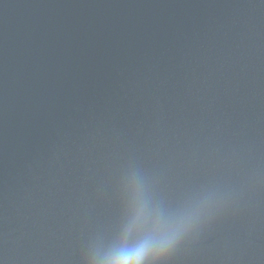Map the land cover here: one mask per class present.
Segmentation results:
<instances>
[{"label":"water","instance_id":"obj_1","mask_svg":"<svg viewBox=\"0 0 264 264\" xmlns=\"http://www.w3.org/2000/svg\"><path fill=\"white\" fill-rule=\"evenodd\" d=\"M133 162L224 196L169 264H264V0H0V264H82Z\"/></svg>","mask_w":264,"mask_h":264},{"label":"clouds","instance_id":"obj_2","mask_svg":"<svg viewBox=\"0 0 264 264\" xmlns=\"http://www.w3.org/2000/svg\"><path fill=\"white\" fill-rule=\"evenodd\" d=\"M121 212L113 231L91 237L82 264H169L196 238L224 202L215 188H203L173 203L156 180L129 163L118 180Z\"/></svg>","mask_w":264,"mask_h":264}]
</instances>
